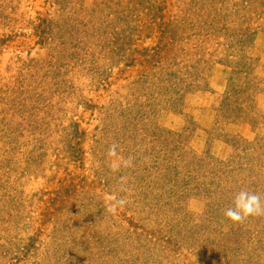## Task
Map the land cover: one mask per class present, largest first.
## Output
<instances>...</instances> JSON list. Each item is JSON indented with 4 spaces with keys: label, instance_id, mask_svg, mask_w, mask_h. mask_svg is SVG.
<instances>
[{
    "label": "rangeland",
    "instance_id": "rangeland-1",
    "mask_svg": "<svg viewBox=\"0 0 264 264\" xmlns=\"http://www.w3.org/2000/svg\"><path fill=\"white\" fill-rule=\"evenodd\" d=\"M264 0H0V264H264Z\"/></svg>",
    "mask_w": 264,
    "mask_h": 264
},
{
    "label": "clouds",
    "instance_id": "clouds-1",
    "mask_svg": "<svg viewBox=\"0 0 264 264\" xmlns=\"http://www.w3.org/2000/svg\"><path fill=\"white\" fill-rule=\"evenodd\" d=\"M264 214V200L254 191L240 188L231 200V205L223 210V216L231 223H240L251 216Z\"/></svg>",
    "mask_w": 264,
    "mask_h": 264
}]
</instances>
